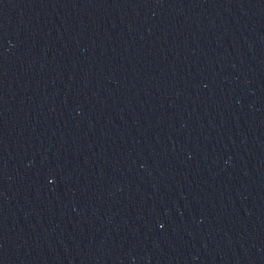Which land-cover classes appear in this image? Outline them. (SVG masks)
<instances>
[{"label": "water", "instance_id": "water-1", "mask_svg": "<svg viewBox=\"0 0 264 264\" xmlns=\"http://www.w3.org/2000/svg\"><path fill=\"white\" fill-rule=\"evenodd\" d=\"M0 264H264V0H0Z\"/></svg>", "mask_w": 264, "mask_h": 264}]
</instances>
